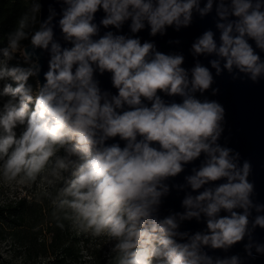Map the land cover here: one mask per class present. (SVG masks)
<instances>
[{
  "label": "clouds",
  "instance_id": "1",
  "mask_svg": "<svg viewBox=\"0 0 264 264\" xmlns=\"http://www.w3.org/2000/svg\"><path fill=\"white\" fill-rule=\"evenodd\" d=\"M68 5L59 25L71 47L53 41L52 27L36 30L30 38L33 48L48 50L51 58L43 82L37 79L35 95L28 83L41 71L39 57L29 64L34 55L21 48L20 56L25 65L0 66V81L4 98L0 111V169L6 181L23 177L35 182L44 171L57 146L68 145L82 163L69 186L64 190L71 197L67 201L77 214L81 227L92 230L99 236L105 232L122 238L116 247L122 253L119 264H201L210 258L199 253V246L210 245L221 248L241 241L248 225L249 193L253 183L247 179L250 164L245 161L238 170L229 156L231 149L213 146L222 132L220 121L225 109L215 101L200 102L189 96L186 88L189 81L180 67L182 56H169L156 52L149 58L153 44H141L138 38L125 39L111 32L94 40L98 28L93 23L99 9L107 14L101 23L117 28L128 17L132 19V31L137 32L147 19L151 34L155 35L165 24L180 22L183 15L188 23L196 0H64ZM235 29L233 24L221 34L222 45L218 52L226 58L225 67L231 71L233 64L242 72H251L252 79L264 69L258 63L260 57L245 36L255 38L264 49V0H232ZM212 7L208 0L204 11ZM220 9L226 6L220 4ZM131 9V10H130ZM222 18L225 11L218 13ZM52 18L49 17L45 24ZM24 22L21 21V29ZM17 30L16 39L11 41L13 50L17 40L25 37ZM197 53L216 50L212 33L205 32L203 38L193 45ZM6 59H12L7 49ZM217 68L218 62L213 60ZM99 69L112 73V83L118 95L111 100L101 94L93 73ZM11 77L15 84L6 80ZM212 83V76L205 67L197 66L191 80L192 90L204 91ZM186 96L183 103L165 105L156 95L157 91ZM141 97L155 102L151 107L141 105ZM103 101V102H102ZM124 104L130 107L122 109ZM23 126V131H19ZM142 139L137 140V136ZM119 136L127 141L122 149L118 144L105 146L104 141ZM158 142L160 148L150 146ZM207 154V162L189 182L199 189L208 181L227 178L213 192L206 189L193 199L187 198L185 205L197 206L207 201L205 212L208 234L196 233L191 243H178L177 227L172 217L160 224L155 221L146 226L149 204L159 195L156 185L163 177L174 176L182 171V163ZM61 167H64L61 164ZM152 198L151 200L149 198ZM245 209L243 214L233 211L237 206ZM221 209L230 215L216 217ZM264 205L256 206L257 211ZM186 217L199 216L189 211ZM255 224L264 227V217L258 216ZM249 246L246 245V248ZM257 251H264L258 247ZM249 255L251 253L249 252ZM216 264H228L217 260ZM231 264H237L232 257Z\"/></svg>",
  "mask_w": 264,
  "mask_h": 264
},
{
  "label": "water",
  "instance_id": "2",
  "mask_svg": "<svg viewBox=\"0 0 264 264\" xmlns=\"http://www.w3.org/2000/svg\"><path fill=\"white\" fill-rule=\"evenodd\" d=\"M252 2L255 5L256 0H252ZM207 3L208 0H196L188 23L184 22V17L181 15L179 23L173 21L171 25L165 24L155 35L151 34V25L147 19H142L144 26L137 32L132 31L131 17L126 18L119 28L114 25L105 27L101 21L106 18L107 14L101 8L94 15L93 23L97 25L98 32L93 39H99L111 32L114 37L138 38L141 44L145 42L153 44L149 54L150 59L154 58L156 52L173 57L182 56L183 61L180 67L184 69L186 79L189 81L185 90L186 93L200 102L215 101L225 109L223 119L219 122L222 132L213 146L218 144L221 148L231 149L229 156L238 170L243 168L245 161L250 164L247 179L253 183V191L249 193V200L251 201L248 206L249 222L241 241L221 248H212L210 245L201 244L199 253L210 258L211 264H216L218 259L226 260L228 264H231L234 256L237 257V264H264V251H257L258 247H264V227L255 224L258 216L264 217V209L256 210V206L264 205V69L253 80L251 72H242L235 64H233L231 71L225 67L226 58L219 55L218 52L223 43L221 34L224 29L218 25L223 24L227 27L229 23H232L233 31L230 35L235 36L238 34L235 29V21L239 18L232 14L234 7L232 0H212V7L204 11ZM221 3L226 6L224 9L218 7ZM67 6L64 0H39V30L42 25L45 28L52 27L53 41L59 43L61 49L72 46L69 41L65 40V34L62 33L59 25V20ZM261 10H264V7ZM220 11L226 13L223 18L218 14ZM49 17L52 19L48 24H45ZM208 31L212 33L216 50L197 53L193 45L198 43ZM245 39L252 46L254 54L259 55L258 63L264 64V49L257 45L255 38L245 36ZM23 49L34 53L29 62L32 63L37 56L39 57L41 71L35 77L42 83L43 72L47 71V62L51 58L50 46L48 50H44L33 48L30 43ZM16 52L20 53L19 50ZM213 60L218 62L219 74L217 68L212 66ZM197 66L207 68L212 76L211 85L204 91L199 89L193 91L191 87L193 72ZM93 67L95 69L93 79L97 82L101 94H107V98L111 100L113 96L118 95V89L112 83V73L104 71L101 74L95 65ZM156 95L165 105L182 104L187 98L180 94L170 95L161 90H158ZM154 102L155 97L152 100L141 97V105L139 106L150 108ZM130 107L136 106L124 104L122 109L117 110H128ZM140 139L142 137L138 135L137 140ZM104 144L105 146L118 144L123 149L127 141L116 136L108 138ZM150 146L160 148L158 142H152ZM207 159V154L201 152L199 157L188 162H181V172L159 180L156 185L159 195L149 204L147 221L152 223L155 221L160 224L165 218L172 217L177 227L171 231L176 233L174 239L178 243H191L196 233L204 235L208 234L209 231L207 229L209 217L201 211L202 208L206 207L207 201L200 202L198 206L196 204L185 205L184 201L189 197L195 199L206 189L214 192L221 183H227V178H222L218 181H208L199 189L192 188L188 178L196 175L207 162ZM189 211L197 212L199 216L186 217L185 214ZM233 211L243 214L245 209L238 205ZM223 215H230V212L221 209L215 214L216 217ZM246 245L249 247L246 248ZM201 264H208V260L202 261Z\"/></svg>",
  "mask_w": 264,
  "mask_h": 264
},
{
  "label": "rangeland",
  "instance_id": "3",
  "mask_svg": "<svg viewBox=\"0 0 264 264\" xmlns=\"http://www.w3.org/2000/svg\"><path fill=\"white\" fill-rule=\"evenodd\" d=\"M25 1L38 9L39 17V0ZM5 63L8 64V59L0 53V66ZM2 84L0 81V92ZM3 99L0 97L2 103ZM19 131H23V126H20ZM81 163L82 160L65 145L57 146V151L35 182L24 178L23 174L15 180L6 181L0 169V208L18 206L19 201L26 199L23 208L19 210L21 212L25 209L21 225L13 222L14 217L9 213L0 218V264H109L122 254L116 247L122 238L108 232L96 236L92 230L83 229L77 214L67 203L71 197L64 190L75 178ZM60 193L65 194L63 203L66 205L68 225L63 239L55 241V224L51 221L53 217L50 212L60 204ZM148 223L152 222L146 220V226ZM63 244L74 247L75 257L63 259L60 253ZM153 264H156L155 260Z\"/></svg>",
  "mask_w": 264,
  "mask_h": 264
},
{
  "label": "trees",
  "instance_id": "4",
  "mask_svg": "<svg viewBox=\"0 0 264 264\" xmlns=\"http://www.w3.org/2000/svg\"><path fill=\"white\" fill-rule=\"evenodd\" d=\"M38 9L32 7L25 0H0V53L4 55V50L7 49L11 54L12 59H8V67H14L17 65L27 66L20 56L19 52H16L11 47V41L16 39L17 30H22L26 36L17 40V50H20L24 46L30 44V38L36 30H39V19H38ZM21 21L24 22V26L21 29ZM31 64V62H29ZM8 81L15 84V81L11 77H6ZM36 77H29V84L33 88V92L36 90ZM0 111H2V102L0 101ZM65 194L60 193V204L54 207L50 212L51 221L55 224V241L62 240L67 231V211L66 205L63 203V198ZM26 203V199L19 201L18 206H7L5 208H0V218H4L7 213L12 215L17 225H21L24 218L23 212L19 211L21 207L23 208ZM41 210V208H40ZM40 210H38L39 216H41ZM14 211V213H12ZM55 213H59L56 215ZM53 215V216H52ZM55 215V216H54ZM7 217V216H6ZM152 223H148L151 226ZM60 253L64 258L75 257V250L71 244H63L60 247ZM122 254L114 258L109 262V264H119V260ZM64 261V260H63ZM93 264H96L95 262Z\"/></svg>",
  "mask_w": 264,
  "mask_h": 264
}]
</instances>
